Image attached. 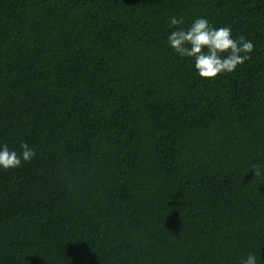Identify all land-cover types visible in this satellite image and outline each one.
Instances as JSON below:
<instances>
[{
	"label": "trees",
	"instance_id": "obj_1",
	"mask_svg": "<svg viewBox=\"0 0 264 264\" xmlns=\"http://www.w3.org/2000/svg\"><path fill=\"white\" fill-rule=\"evenodd\" d=\"M197 17L251 59L201 78L167 39ZM22 141L0 264H264V0H0V144Z\"/></svg>",
	"mask_w": 264,
	"mask_h": 264
},
{
	"label": "clouds",
	"instance_id": "obj_2",
	"mask_svg": "<svg viewBox=\"0 0 264 264\" xmlns=\"http://www.w3.org/2000/svg\"><path fill=\"white\" fill-rule=\"evenodd\" d=\"M184 23L183 18L173 15L170 27ZM170 47L181 57H191L199 76L214 79L225 72H233L245 61L251 59L255 45L244 35L232 37L228 26L214 27L206 17L195 18L188 28H179L168 35ZM206 49V51H205ZM227 53V55H222ZM20 153L0 144V167L17 168L22 162H30L36 155L27 142L20 143ZM254 177L261 175L259 165H253ZM241 264H257L255 254H248Z\"/></svg>",
	"mask_w": 264,
	"mask_h": 264
}]
</instances>
